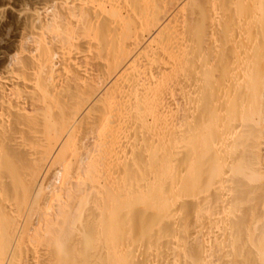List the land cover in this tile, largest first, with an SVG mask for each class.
Here are the masks:
<instances>
[{
  "label": "bare ground",
  "instance_id": "bare-ground-1",
  "mask_svg": "<svg viewBox=\"0 0 264 264\" xmlns=\"http://www.w3.org/2000/svg\"><path fill=\"white\" fill-rule=\"evenodd\" d=\"M35 3L0 264H264V0Z\"/></svg>",
  "mask_w": 264,
  "mask_h": 264
},
{
  "label": "rangeland",
  "instance_id": "rangeland-1",
  "mask_svg": "<svg viewBox=\"0 0 264 264\" xmlns=\"http://www.w3.org/2000/svg\"><path fill=\"white\" fill-rule=\"evenodd\" d=\"M47 6L38 5L35 0H0V77H5L7 74L11 75V70H15L12 74H19L18 69H23L21 62L22 51L26 55L33 52L35 48V40L32 35V20L29 14L36 11L40 13V21L42 23L48 22L49 13L45 11ZM38 24V22H36ZM47 34L45 35V37ZM23 52V53H24ZM25 55V56H26ZM18 57V58H17ZM17 61V62H16ZM22 77V74H21ZM25 78V76H24ZM50 158L52 161L54 155ZM54 167V166H53ZM52 167V168H53ZM56 167V166H55ZM54 167V168H55ZM53 168V169H54ZM50 172L54 173L55 171ZM48 172L47 174H49ZM47 178H51V175ZM55 186L58 182L55 181ZM36 224V220H32Z\"/></svg>",
  "mask_w": 264,
  "mask_h": 264
}]
</instances>
